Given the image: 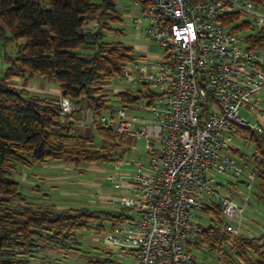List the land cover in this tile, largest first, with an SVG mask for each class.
Wrapping results in <instances>:
<instances>
[{"label": "built area", "instance_id": "1", "mask_svg": "<svg viewBox=\"0 0 264 264\" xmlns=\"http://www.w3.org/2000/svg\"><path fill=\"white\" fill-rule=\"evenodd\" d=\"M135 3L136 28L163 53L126 63L122 81L110 89L136 95L134 88L147 85L151 92L134 104L88 110L78 120L147 142L146 160L137 154L139 145H131V159L105 176L111 187L107 199L123 210V221L103 236L104 250L122 259L111 264H194L189 245L207 216L231 241L248 236L264 243V225L253 226L239 193L220 179H240L236 182L253 188L255 173L231 148L239 126L264 131L240 114L244 109L264 118V54L249 47L243 31L234 30L237 23L226 19L239 14L256 33L264 28V6L254 0ZM60 102L63 114L80 107L65 95ZM217 206L219 218L207 212Z\"/></svg>", "mask_w": 264, "mask_h": 264}, {"label": "trees", "instance_id": "2", "mask_svg": "<svg viewBox=\"0 0 264 264\" xmlns=\"http://www.w3.org/2000/svg\"><path fill=\"white\" fill-rule=\"evenodd\" d=\"M119 1L0 0V45L9 62L0 76V264H32L35 253L48 245L66 252L72 237L92 226L90 221L102 217L122 220L123 210L96 211L86 206L57 209L30 204L15 177L23 165L57 159L73 165L99 163L113 161L118 152L114 148L119 145L128 150L122 142L130 139L110 130L98 128L104 140H109L99 149L92 145L90 136L77 133L84 107L100 112L109 106L134 104L141 98L128 91L101 92L105 83L120 78L126 63L144 55L124 41L107 39L109 34L124 33L118 26ZM254 1L264 6V0ZM226 21L237 23L235 31L247 27L239 14L228 16ZM246 39L249 47L262 51L264 28ZM12 40L17 42L13 55L5 48ZM27 74L57 82L63 95L82 105L71 114H63L60 98L34 96L11 84L14 76ZM105 95H112L113 101ZM237 135L252 142L254 151L250 157L238 147H232L231 152L246 159L244 166H251L257 188L264 192V133L239 126ZM14 200L19 204H13ZM213 209L220 211L219 206L207 211L213 213ZM197 238L196 244L214 247L228 235L221 227L209 224L201 225ZM232 247L246 257L248 264H264L262 239L237 236ZM108 262L106 258L96 263Z\"/></svg>", "mask_w": 264, "mask_h": 264}, {"label": "rangeland", "instance_id": "3", "mask_svg": "<svg viewBox=\"0 0 264 264\" xmlns=\"http://www.w3.org/2000/svg\"><path fill=\"white\" fill-rule=\"evenodd\" d=\"M122 1L127 5L130 2V0ZM126 28L127 32L125 35L109 34L107 35V39L109 37L112 39L111 36H114L115 40L124 41L129 44H144L146 47L144 55L149 57H156L163 53V49L159 45L152 43L147 37H137L135 31L132 28ZM242 31L243 35H245L246 37L255 34L250 33L248 25ZM24 41L25 39L19 40V42ZM7 50H9L11 54L15 53L17 50V42L14 40L9 41L7 43ZM261 52L264 54V49H262ZM116 81L122 80L118 78L105 83L103 85L104 88H102L101 92L110 91V87L114 85ZM125 91L126 90H121V92ZM134 92H136L137 95H141L142 98L148 95L151 92V89L147 85H142L134 88ZM105 97L107 96L105 95ZM110 97L111 98H106L109 102L113 101L111 100L113 99V96L111 95ZM79 104L82 105V102ZM87 111L88 110L84 107L82 116V119L84 120L87 117ZM240 114L253 123L260 122L257 115L251 114L244 109L240 111ZM262 114L264 115V110H262ZM98 128L99 127H95L89 124H78L77 133L90 136L91 139H93L92 145L99 149L103 144H107L109 140H104ZM239 137L240 139L238 138L239 140H236L235 143L236 147L240 148L250 157V154L254 151L253 143L245 140L243 136ZM129 139L130 141L126 140L122 142V145L127 147V151L122 150L121 145H119V147L117 148H114L115 152H118L115 153L113 161L99 163L90 162L82 163L80 165H73L63 159H57L47 163H39L33 166H20L18 171H16L15 173V177L20 180L21 190L25 194L27 202H29L30 204L44 205L57 209L79 208L86 206L96 211L118 210L116 205L110 204L106 197V195H108V191L111 190V187L109 182L105 179V176L107 175V173L115 169V165L119 161H127L131 159L132 154H134V151L128 148L131 145H139V151H137V154H139L144 160L147 159V142L144 139ZM239 159L242 162L246 161L242 160L241 158ZM126 167L127 166H123L122 168ZM249 169H251V166H249ZM220 179L226 184V186L231 187L233 192L236 191V193H239L241 198L239 196L238 201L245 205L244 214L248 215L249 209L253 208L254 195L252 196V193L254 194L255 191V189L253 188H257V182L255 183L256 176H254L253 179L252 189H247L246 186L242 183H236L235 185H238L235 187L233 186L234 183L229 184V182H231L230 180L236 182L240 179L229 180L228 178L224 177H220ZM225 190L226 189H224V191ZM244 197H248V201L250 203H244ZM13 202V204H19L17 200H14ZM217 212L218 211L215 212V210L213 209V216L219 218L220 211L218 212V214ZM252 217L264 223V218H262L261 216H255L252 214ZM122 221L123 220H120L118 222L109 221V219H105L104 217L94 219L90 221V224L92 225L90 228L82 230L78 232L74 237H72L71 248L66 252L48 245L42 250L37 251L30 261L32 264H97L96 262L98 260L108 258V264H111L116 260H119L120 262V260L122 259L112 257L106 250H104L103 236L109 228L112 229L118 227V225ZM207 222L208 221L206 220V223ZM252 224L256 227V224Z\"/></svg>", "mask_w": 264, "mask_h": 264}, {"label": "crops", "instance_id": "4", "mask_svg": "<svg viewBox=\"0 0 264 264\" xmlns=\"http://www.w3.org/2000/svg\"><path fill=\"white\" fill-rule=\"evenodd\" d=\"M117 6L119 9V15H120L118 26L124 32L121 35L126 34L127 32L126 27H130L135 31L137 37H143V36L145 37V35L142 32V29L136 28V24H137L136 20L140 16V9L136 5L135 0H130L128 5L125 4L121 0L118 2ZM111 37L114 38V36H111ZM130 45H132L135 48V51L138 54H145L146 47L144 44L131 43ZM5 48H6V51L9 54H11L9 50H7V44ZM8 66H9V62L2 55L1 45H0V76L3 75V73L5 72ZM11 84L19 90H27L31 95L38 96V97L60 98L63 95L59 87V84L57 82L50 81L46 79L45 77H42L39 75L32 76V75L27 74L25 76H14L11 79ZM254 114L259 117V121H260L256 123H259L264 129V118H262L260 114H257V113H254ZM238 138L240 139V137L238 136L236 140H239ZM242 160H246V159H242ZM256 182H257V178H256L255 183ZM233 183H234L233 186L235 187L238 185V184L235 185L236 183L240 184L241 182H233ZM253 189H255L254 194L252 193V196L254 195L253 196V208L249 209V212H248V215H246V218L249 219L252 223L256 224V226L257 224L264 225V223L252 217V214H253L255 216H261L262 218H264V192L259 191L258 188H255V187ZM108 202L110 203L109 200ZM206 218L208 222L211 219L210 216H207ZM208 222L206 223V225L209 224ZM197 239H198L197 236H195L194 240L189 245L195 256L194 264H248L245 260L246 257L242 256L240 253H238L237 249H234L232 247L233 241L229 240V238L227 240H223L217 243L214 247H209L205 243L196 244ZM248 255L250 257L255 256L254 254H249V253Z\"/></svg>", "mask_w": 264, "mask_h": 264}]
</instances>
